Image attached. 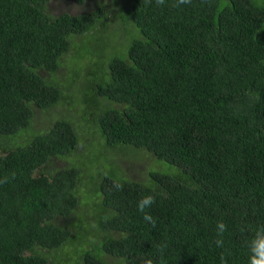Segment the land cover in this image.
I'll return each instance as SVG.
<instances>
[{
  "label": "trees",
  "instance_id": "1",
  "mask_svg": "<svg viewBox=\"0 0 264 264\" xmlns=\"http://www.w3.org/2000/svg\"><path fill=\"white\" fill-rule=\"evenodd\" d=\"M173 4L0 0V264L74 249L83 264H248L264 225V0ZM81 114L84 190L56 163L86 147Z\"/></svg>",
  "mask_w": 264,
  "mask_h": 264
},
{
  "label": "rangeland",
  "instance_id": "2",
  "mask_svg": "<svg viewBox=\"0 0 264 264\" xmlns=\"http://www.w3.org/2000/svg\"><path fill=\"white\" fill-rule=\"evenodd\" d=\"M106 1L108 2L110 0H106ZM254 1L257 4H260V0H254ZM55 5H62V4L59 3V2H55ZM104 30H105V27L102 26V31H104ZM95 46L96 47H99V44H93V45H90V46L88 45V46H86V48L90 50V49L94 48ZM63 109H65V108H63ZM76 118H77V120H76L77 127H78L79 131L82 134L81 135V139H80V144H85V146L87 148L84 147L83 145H81V147L76 150V152H78L79 154H75L72 157L71 156L63 157L64 160H61V159L60 160H57L56 163L59 166H62L63 165L65 167H77V168L79 167V170L81 171V174H82L81 175V180H80L79 184H80V187L83 188V190H84V189H89L86 184H88L90 182V180H89L88 177L90 176V174L94 170L91 168V165L92 164H90L89 167L84 168V169H82L80 167L81 166H84L89 160L92 159V156L89 157V158H86L85 156H88L92 152L93 148H95V147H93V145H92L91 147H93V148H91L90 145H89L90 138L85 137L87 134L91 133V132H85L84 131L85 125H88L89 122L88 121H85V118L82 116V114L79 115V116L76 115ZM36 119H37V121L40 120L41 122H48L49 121V120L46 121L44 118H42L41 115H37L36 116ZM12 143L13 144H18V143H21V142L18 140V138H14L13 141H12ZM97 148L99 150V147L96 146V151H97ZM102 149H104V148H102ZM123 161H126V160L123 159ZM124 163H125V165H127L126 162H124ZM100 165H102V164H100ZM107 167H109V166H107ZM140 171L144 175V177L141 176V178H143L142 180H145L146 179V176H147V174L145 176V173L147 171L144 169V167H142ZM137 175H138L137 173H133V176L132 177L137 176ZM87 202H89V200ZM79 210L81 211L83 209L80 208ZM86 235H88V237L91 238V235L92 234L90 233V234H86ZM89 244L91 245V241H89ZM75 250L76 249H74L73 251L70 250L69 252L68 251H62V253L65 255V256H63V258L64 257L65 258L62 259V260H61L62 257L61 258H58L59 255H60V252H61L60 251L59 254H58V256L55 258V262L53 264H83L82 259L77 257V254L75 253ZM95 253L99 255L100 254V251L98 249H96L95 250Z\"/></svg>",
  "mask_w": 264,
  "mask_h": 264
},
{
  "label": "clouds",
  "instance_id": "3",
  "mask_svg": "<svg viewBox=\"0 0 264 264\" xmlns=\"http://www.w3.org/2000/svg\"><path fill=\"white\" fill-rule=\"evenodd\" d=\"M107 2V1H106ZM165 0H156V4L158 6L164 5ZM192 0H174V7H180L181 5L191 4ZM264 28L262 26L260 29ZM259 29V30H260ZM13 174V178H14ZM8 177H5L3 180H0V183H7ZM113 187L116 190H122L123 184L114 182ZM155 203V197L152 195H146L143 196L137 204V210L140 212H144V220L150 224H152L153 227H155L156 221L153 219V217L145 212V209L150 208ZM217 238L214 240V244L218 248H222L224 246V240L223 235L225 231L227 230V225L223 221H218L217 225ZM166 247V245H161V249ZM247 247L249 251V261L248 264H264V225H260L257 228L254 229V234L250 238V240L247 241ZM221 264H227V259L223 254H221ZM148 264H151L149 261Z\"/></svg>",
  "mask_w": 264,
  "mask_h": 264
}]
</instances>
